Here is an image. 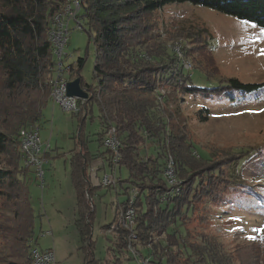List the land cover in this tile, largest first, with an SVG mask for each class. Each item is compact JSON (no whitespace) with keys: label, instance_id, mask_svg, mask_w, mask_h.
Returning <instances> with one entry per match:
<instances>
[{"label":"trees","instance_id":"obj_1","mask_svg":"<svg viewBox=\"0 0 264 264\" xmlns=\"http://www.w3.org/2000/svg\"><path fill=\"white\" fill-rule=\"evenodd\" d=\"M69 2L0 0V157H13V160L7 159L6 169L0 168V198L9 199L6 216L11 218L4 226L8 235L2 240L11 242L14 254L23 243L20 256L23 263L0 260V264H33L32 246L37 243L33 236L38 216L32 207L28 185L30 169L22 161L19 133L24 128H38L50 102L55 60L49 34L54 17L63 12ZM182 3L211 8L264 29V0H81L79 18L86 22L96 46L94 75L98 83L93 87L85 85L79 76L72 78L71 81L79 79L82 88L89 93L83 113L78 117L83 123L92 115V107L95 104L99 107L103 129L98 139L100 148L110 129L116 130L120 142L118 172L126 167L129 174L126 180L119 177L118 184L127 197L119 205V211L128 209L131 191L137 192L133 229L120 228L108 242L107 257L97 259V241L93 238L96 209L90 200L98 188L92 187L88 176V167L95 157L87 147L82 130L79 134L81 151L71 156L70 174L77 196L75 225L85 264H124L134 260L133 253L140 256L143 263L148 261L147 264L225 263L217 247L209 248L210 243H204L192 248L175 229L176 226L185 229L181 217L190 210L186 195L192 187L190 179L182 174L184 161L178 159L171 146L173 132L167 131L166 124L159 126L160 118L166 116L165 120H170L173 114L169 111H164L162 116L157 114L158 91L163 87L168 94L179 92L193 99L215 101L222 100L230 90L246 96L263 89L264 85L231 79L225 85L201 87L192 82V75L178 64L176 55L177 58L166 56V48L141 49L144 36L153 40L155 35L153 25L147 20L149 14L165 5ZM83 64L80 59L79 67ZM225 98L233 100L231 95ZM168 99L169 96L166 101ZM148 143L157 145L155 156H149L146 151L141 153ZM191 144L196 157L207 161L209 156ZM103 156L112 167L113 154L106 150ZM170 159L177 180L175 189L180 192L172 193L174 188L165 177ZM111 227L112 224L108 225L106 231ZM162 235L165 239H161Z\"/></svg>","mask_w":264,"mask_h":264},{"label":"rangeland","instance_id":"obj_2","mask_svg":"<svg viewBox=\"0 0 264 264\" xmlns=\"http://www.w3.org/2000/svg\"><path fill=\"white\" fill-rule=\"evenodd\" d=\"M147 20L153 25L155 35L153 40L145 35L141 49L160 51L164 47L170 58L179 50L193 66L190 75L195 85L211 88L225 85L231 79L264 85V29L254 23L190 3L165 5L161 10L152 11ZM62 53V69L68 82L79 76L85 85L97 86L96 46L83 19L80 18V25L70 22L68 41ZM53 57L59 66L58 56ZM80 59L84 61L82 68ZM176 60L182 67L179 59ZM233 93L225 92L222 100L202 101L179 92L168 94L163 87L158 91L161 97H158L159 107L155 108L157 114L162 116L164 111L173 114L170 120H165L166 116L160 118L159 126L166 124L167 131L173 132L171 146L178 159L184 161L182 174L190 179L192 187L186 195L190 210L181 217L185 229L177 226L175 229L192 248L204 243H210L209 248L217 247L224 264H264V87L246 96ZM229 95L233 100H225ZM165 96H169L168 101ZM200 111L203 112L200 114ZM38 128L42 141L49 142L50 149L44 188L34 171L30 170L28 177L32 207L38 216L34 241L40 243L41 248L44 243H79L77 230L69 219L73 209H66L61 216L53 200L56 196L59 198V191L68 195L70 159L73 153L81 151L79 134L83 130L87 147L95 157L88 174L91 173L92 187L98 188L90 200L96 209L93 217L96 251L102 259L106 258L108 242L112 239L106 227L114 224L119 205L127 197L119 184L108 189L112 190L110 192L101 188L105 173L102 163L95 159L102 157L97 151L106 150L104 146L100 148L98 142L103 130L99 107L95 104L92 115L82 123L78 116L50 101ZM191 143L209 156L207 161L196 157ZM156 149L157 145L148 143L141 153L146 151L149 156H155ZM7 159L13 160V157H0V168L8 167ZM110 173L107 163L106 174ZM120 176L123 180L128 178L126 167L118 172V179ZM114 189L119 190L118 194ZM8 203L7 197L0 198V260L23 263L20 258L23 243L14 254L11 242L2 240L8 235L4 226L11 219L6 216ZM62 217L63 223H60ZM46 230L52 232L50 236L41 234ZM160 237L165 239L164 235ZM142 253L147 255L146 251ZM132 259L124 264H142L140 256Z\"/></svg>","mask_w":264,"mask_h":264},{"label":"built area","instance_id":"obj_3","mask_svg":"<svg viewBox=\"0 0 264 264\" xmlns=\"http://www.w3.org/2000/svg\"><path fill=\"white\" fill-rule=\"evenodd\" d=\"M81 10V0H70L66 5L63 12L57 14L54 17L53 28L49 34V40L53 45V55H57L60 64L59 66L55 63L53 70V77L50 80L51 92L50 101L53 105L59 106L65 112L71 113L73 115H80L83 113L84 106L87 102L85 99L78 97H69L67 94L68 81L64 78V71L62 69V54L64 46L68 41L69 34V24L75 21L80 25L79 13ZM176 56L182 64L183 69L189 74L193 71L192 64L182 57L179 50H177ZM20 150L22 154V161L25 167L34 171L37 178L41 180V187H44V177H45V166L49 164L47 159V154L50 149L49 142H43L40 136V129L37 127L24 128L19 133ZM104 148L113 154L111 173L105 174L101 180V187L103 189L115 188L118 185V164L120 160V142L117 137V133L114 127L110 129L108 134L104 139ZM165 177L167 178V183L172 190V193L178 191L175 187L177 186V180L173 170V161L170 159L167 170L165 171ZM137 192L135 190L131 191V196L129 199V207L126 210L119 211L117 220L114 222L112 227L107 230V233L113 235L120 228H125L132 230L135 225V210L133 204L136 201ZM46 235H51V232H47ZM134 239L135 236L131 235ZM133 253V252H132ZM136 258L135 253H133ZM32 262L33 264H57L56 257L52 250L42 251L35 243L32 246ZM148 261L142 262V264H147Z\"/></svg>","mask_w":264,"mask_h":264},{"label":"crops","instance_id":"obj_4","mask_svg":"<svg viewBox=\"0 0 264 264\" xmlns=\"http://www.w3.org/2000/svg\"><path fill=\"white\" fill-rule=\"evenodd\" d=\"M97 153H100L102 157H98V159H95V160H97L96 162L102 163L101 165L102 172L106 174L107 162L105 160V157L103 156L104 152L97 151ZM88 176L90 179L91 173L88 174ZM105 190L106 192L112 191L108 189H105ZM114 190L116 191V193L119 191L116 189ZM66 191L68 195H65L59 191V198L56 199L57 197L56 196L53 201H55L56 207L58 208L57 212L60 213L61 216H63V213L66 211V209L69 211H71V208L73 209L72 217H69V219L71 220L70 223L73 224L74 228L77 230L76 225H75V222L77 220V214H78L77 213V196H76V190L71 180V174L69 175V178L67 181ZM72 198L74 199V203H72V200H73ZM42 215L45 216V214H42ZM60 223H63V217H62V220H60ZM47 232H51V231L46 230V232H42L41 234H43V236H50V235H46ZM78 237H79V233H78ZM93 238H94V228H93ZM94 240L97 241L96 238H94ZM35 244L37 245L38 248L40 247L42 251L52 250L55 254L57 264H68V263L85 264V254L81 250L82 243L80 242V238H79V243H44L43 244L44 248H41L40 243H35ZM95 254H96L97 259H102L100 256L97 255V251L95 252Z\"/></svg>","mask_w":264,"mask_h":264},{"label":"water","instance_id":"obj_5","mask_svg":"<svg viewBox=\"0 0 264 264\" xmlns=\"http://www.w3.org/2000/svg\"><path fill=\"white\" fill-rule=\"evenodd\" d=\"M80 83L81 81L79 79L70 81L67 86V94L69 97H78L88 100L89 93L82 88Z\"/></svg>","mask_w":264,"mask_h":264}]
</instances>
